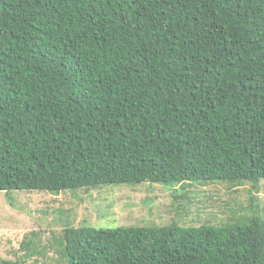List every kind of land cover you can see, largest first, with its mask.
Listing matches in <instances>:
<instances>
[{
  "label": "trees",
  "instance_id": "obj_1",
  "mask_svg": "<svg viewBox=\"0 0 264 264\" xmlns=\"http://www.w3.org/2000/svg\"><path fill=\"white\" fill-rule=\"evenodd\" d=\"M261 180L264 0H0V191L179 185L174 211L186 184ZM259 211L66 225L57 257L264 264Z\"/></svg>",
  "mask_w": 264,
  "mask_h": 264
},
{
  "label": "rangeland",
  "instance_id": "obj_2",
  "mask_svg": "<svg viewBox=\"0 0 264 264\" xmlns=\"http://www.w3.org/2000/svg\"><path fill=\"white\" fill-rule=\"evenodd\" d=\"M179 188L143 182L57 194L0 191V264L1 259H24L25 264H65L57 254L66 225H162L170 223L174 214L179 215L183 225H220L253 210H260L264 216V180L256 186L249 181L237 185L186 184L185 196L173 211V193L181 192ZM26 241L32 245L28 257L24 255L28 249L22 247Z\"/></svg>",
  "mask_w": 264,
  "mask_h": 264
}]
</instances>
